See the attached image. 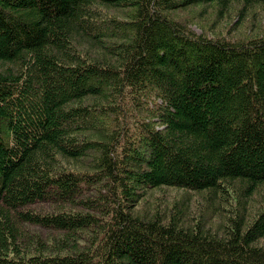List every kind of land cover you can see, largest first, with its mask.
Here are the masks:
<instances>
[{"label": "trees", "instance_id": "trees-1", "mask_svg": "<svg viewBox=\"0 0 264 264\" xmlns=\"http://www.w3.org/2000/svg\"><path fill=\"white\" fill-rule=\"evenodd\" d=\"M212 5L240 22L264 12L0 0V264H264V202L244 210L264 184V35L205 36L171 16ZM161 188L209 204L233 189L239 208L219 234L182 203L140 214Z\"/></svg>", "mask_w": 264, "mask_h": 264}, {"label": "rangeland", "instance_id": "rangeland-1", "mask_svg": "<svg viewBox=\"0 0 264 264\" xmlns=\"http://www.w3.org/2000/svg\"><path fill=\"white\" fill-rule=\"evenodd\" d=\"M238 7L233 6L228 14L222 18L215 15V6H195L188 10H180L172 13L171 16L179 21L186 23L197 34L205 36L226 37L232 39L247 40L254 36L264 35V12L260 7L251 8L241 22L237 19L236 11ZM112 18L122 19L126 16V11H106ZM128 16V15H127ZM240 22V23H239ZM102 125V124H101ZM105 126V125H104ZM233 183L231 186L235 187ZM231 188V187H230ZM236 188V187H235ZM220 196V194H219ZM207 192H193L183 189L161 188L148 192L140 202L138 210L140 214L165 213V220L169 218V211L178 204H184L194 222L205 220L206 225L213 232L219 231L226 224L227 218L232 214L231 211H238L237 194L233 189L227 193V200L219 199L217 203L209 204ZM264 202V184L258 186L245 202V217H253ZM186 220H183V222ZM185 224H187L185 222ZM29 228V227H28ZM30 233H41L45 238L48 232L29 228ZM264 246V240L260 241Z\"/></svg>", "mask_w": 264, "mask_h": 264}]
</instances>
